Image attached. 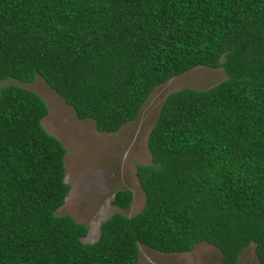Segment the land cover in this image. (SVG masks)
<instances>
[{"label":"trees","instance_id":"16d2710c","mask_svg":"<svg viewBox=\"0 0 264 264\" xmlns=\"http://www.w3.org/2000/svg\"><path fill=\"white\" fill-rule=\"evenodd\" d=\"M220 67L202 88L166 93L134 165L143 194L87 227L55 209L64 148L40 124L34 91L0 85V264H133L137 245L215 247L234 264L252 244L264 264V0H0V81L38 76L76 118L113 132L158 84ZM126 187L110 203L128 206Z\"/></svg>","mask_w":264,"mask_h":264},{"label":"rangeland","instance_id":"374dc122","mask_svg":"<svg viewBox=\"0 0 264 264\" xmlns=\"http://www.w3.org/2000/svg\"><path fill=\"white\" fill-rule=\"evenodd\" d=\"M222 77L220 67L195 66L168 78L149 92L131 121L113 132L95 130L90 118H76L72 109L38 76L29 82L7 78L0 85H21L45 102L47 111L40 124L64 148L63 180L68 184L55 213L68 214L84 223L87 230L81 240L89 242L96 237L98 222L111 212L117 210L128 215L142 204L143 194L133 174L134 165L149 161L145 137L164 95L182 86L206 87ZM122 187L128 188L131 195L125 208L110 203L112 192ZM218 260L215 247L198 241L190 250L180 252H160L138 244L133 264H219ZM234 264H257L251 243L242 248Z\"/></svg>","mask_w":264,"mask_h":264}]
</instances>
